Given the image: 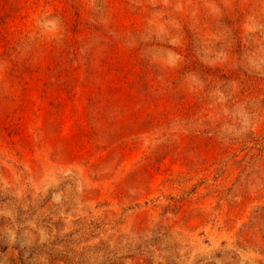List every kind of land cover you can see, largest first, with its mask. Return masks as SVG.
I'll return each mask as SVG.
<instances>
[{"label": "rangeland", "instance_id": "rangeland-1", "mask_svg": "<svg viewBox=\"0 0 264 264\" xmlns=\"http://www.w3.org/2000/svg\"><path fill=\"white\" fill-rule=\"evenodd\" d=\"M0 264H264V0H0Z\"/></svg>", "mask_w": 264, "mask_h": 264}]
</instances>
